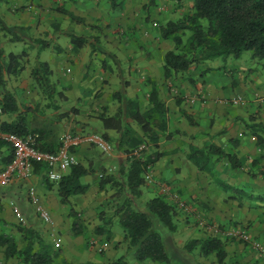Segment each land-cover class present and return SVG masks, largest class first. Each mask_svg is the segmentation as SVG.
Instances as JSON below:
<instances>
[{
	"label": "trees",
	"instance_id": "16d2710c",
	"mask_svg": "<svg viewBox=\"0 0 264 264\" xmlns=\"http://www.w3.org/2000/svg\"><path fill=\"white\" fill-rule=\"evenodd\" d=\"M175 1L177 5H181L184 0ZM109 2L112 8L118 5L117 0H109ZM156 3L157 0H148L149 5ZM192 3V10L189 13L160 25V38L171 40L174 43V48L164 53L163 77L165 81L172 82L179 75H186L192 68L209 61L216 59L227 61L230 57L239 58L244 51H250L252 58L260 60L264 69V0H192ZM56 9L60 14L68 16L72 22H85L83 17L65 7ZM0 32L4 36H9L12 43L29 42L33 47L41 49L48 47V42L29 38L21 27L9 25L1 13ZM63 32L70 38L73 52L79 53L85 45H90L93 52L100 50L105 56L102 69L108 65L107 59L120 67L117 55L103 49L100 38L97 36L78 34L71 30ZM28 55L26 49L5 54L4 48L0 46V116L5 114L14 116L11 122L0 119V130L20 136L38 134L39 149L54 152L60 144L57 136L49 130L50 128L32 126L26 115L20 113L14 94L6 86V76L19 74L26 67ZM208 71L209 69L205 70L203 75ZM30 76L44 99L48 101L47 106L57 111L60 108L57 104L59 99L62 104L67 103L69 98L65 94L66 90L58 89V81L52 80L54 70L48 61L38 60ZM189 81L194 84L193 79ZM126 84L127 82H124L123 89L113 93V99L120 103L116 112L111 115L103 112L98 116L105 130L115 132L114 136L107 132L102 133L101 136L113 144L115 151L126 155V165L120 164L117 174H113L100 165L101 159L93 158L95 161L92 160L87 165L79 163L70 167L69 172L57 182L60 202L71 207L69 212L73 218L72 234L80 236L87 233L81 214L71 206V198L83 195L89 190V184L83 182V178L89 176L93 178V182L98 184L99 190L105 192L103 208L111 210L108 212L109 221L97 226L94 233L105 235L107 239H110L113 235L114 224L123 230L122 240L119 243L126 245V253L108 264H131V261L138 264H192L193 252L197 249L205 257L215 255L218 264H231L232 262H228L230 257L227 248L228 241L239 242L240 240L229 236L222 238V236L208 235L201 239L188 241L182 250L184 255L192 257L190 262L186 258L182 260L177 255L178 249L173 242V234L179 231L178 217L184 214L187 217L192 213H184L170 195L160 190L159 184L163 183L170 186L174 192L170 184L157 182L155 179L152 184H149L146 180L149 167L153 169L163 156V152L159 150L157 131L165 132L167 129L165 103L159 95L157 85L153 84L149 94L152 106L142 112L136 99L126 97ZM188 120L191 125L197 123L193 122L189 116ZM248 120L250 123L247 126L251 134L255 136L257 146L264 149V124L256 123L255 116H250ZM231 141L238 145V141ZM142 144L147 146V150L139 156L134 155L133 152ZM91 148L95 147L78 148L74 151L77 155L79 151ZM13 158L12 147L0 140V172L12 162ZM225 159L229 160L232 169H245L252 177L264 179V165L260 163L264 160V155L248 163L247 158L228 153L223 147L213 142L202 147L191 146L188 154V160L200 172L206 173L211 179L224 185L225 183L216 177L215 168ZM35 165H42L47 170L42 163H34V167ZM153 185L158 186L159 191L153 198L147 199L143 189ZM234 193L229 196L231 199L237 198L238 192ZM183 200L188 207H194L185 199ZM255 201L264 203V195H255ZM99 215L106 214L102 211ZM201 221L198 220L199 223ZM206 221L212 224L209 220ZM237 227H245L249 230L248 226L241 223L240 225L234 223L230 229ZM220 229H225V226H220ZM19 230L24 233L23 248H19L14 237L4 233L0 234V249L3 248L6 259L16 258L21 261V264H67L63 260L58 261L55 254L52 255L46 251L44 241L38 231L22 227ZM256 240L262 243L261 240ZM248 246L251 245L248 244Z\"/></svg>",
	"mask_w": 264,
	"mask_h": 264
},
{
	"label": "crops",
	"instance_id": "0c3cea01",
	"mask_svg": "<svg viewBox=\"0 0 264 264\" xmlns=\"http://www.w3.org/2000/svg\"><path fill=\"white\" fill-rule=\"evenodd\" d=\"M11 1L14 4L16 2L23 3V0ZM86 1L87 5L81 4L78 11H74L73 8L71 11L78 16H86L87 19L92 20L93 10L96 6L94 1ZM9 7L10 5L3 7L4 12H1V15L5 17V11L7 13ZM165 45L161 41L160 43L159 41L147 43L145 40L142 43L133 41L129 44L130 55L134 56V60L131 61V79L126 80L127 86H129L126 97L136 99L142 112L152 106L149 101L150 81L157 83V86L159 81L164 83V53L170 49ZM145 51L149 52L148 56L144 53ZM44 55L46 56V53ZM45 56L42 58L43 61L50 63L54 70V77L59 79L60 85L69 87V90L65 91L69 100L63 106L65 108L67 105L73 107L75 105L73 99L82 97L79 86L84 67L77 66L73 69V77L64 78L58 73V65L50 62ZM240 57L227 59L231 72L229 74L224 72L223 76L211 74L210 69L213 70L218 66L215 61L206 64L205 70L209 69L210 71L205 73L206 76L203 75L205 70L198 76H193L190 70L186 74L187 76H182L181 96H173L172 91L158 86L159 95L167 110V129L165 132L157 131L159 150L163 152V156L154 165L152 173L155 181L170 184L174 192L198 209L194 214L186 217L189 221L193 217L195 221L200 217L202 221L206 219L220 226L241 223L248 226L252 235L264 244V203L255 201V195H264V179L252 177L245 169H232L229 160L225 159L215 168L216 177L221 182L223 181L224 185L211 179L206 173L200 172L188 160L191 146L202 147L211 142L223 147L228 153H235L240 158H247L248 163L264 155V149L257 146L256 138L247 126L250 123L248 120L250 116L256 117V123L264 124V85L260 78V71L255 68V65L253 64V67L246 65L247 62L238 60ZM235 59L236 61H234ZM232 68L237 70L234 71ZM119 69L121 78L124 79L122 76L124 69ZM108 70L111 73L115 67L109 66ZM56 71L57 73H55ZM232 72L237 73L238 76L231 78ZM190 79L194 80V84L189 81ZM236 96L242 99L240 104L232 103V98ZM114 101V106L117 109L120 103L116 99ZM77 108L78 106H76ZM56 112L59 113L60 109ZM71 113H66L65 117ZM75 114H77L76 120L79 121V124L74 128L84 126L86 128V125H89L87 123L93 121L101 124L99 119L92 116L91 118L84 117L83 110L77 109ZM188 116L197 123L191 125ZM0 119L11 122L14 118L10 117L9 120V116L5 114L1 115ZM100 127L102 133L107 132L111 136L115 135L114 131L105 130L102 125ZM231 140L238 141V145H235ZM108 156L109 158L101 159L100 165L105 167L108 172L117 174L120 164L126 165L127 157L119 151H114ZM77 158L83 165L91 163L92 160L95 161L89 156L88 150L79 151ZM260 163L264 165V160H261ZM69 170L70 168L63 169V175L67 174ZM83 182L88 183L90 188L85 194L72 197L71 206L81 214L87 224H104L105 221H109L110 215L100 216L97 210L103 204L105 192L99 190L98 184L93 182L92 177H84ZM57 184V182L48 180L47 170L44 166L35 165L33 176L29 180L20 181L8 187L0 186V234L4 233L14 237L19 248H23L25 245L24 233L19 228H32L39 232L46 251L49 254H55L58 261L63 260L67 264H108L113 259L125 255L126 245L119 244L122 234L118 229L110 239H107L105 235L95 234L91 229L85 235L74 236L72 234L73 218L69 212L71 207L60 202ZM29 185L36 187L41 202L51 213L53 219L51 225L43 224L30 205L28 200ZM158 188L156 185L144 187L147 199L157 195ZM234 192H238L237 198L231 199L229 196L234 195ZM15 209L20 213V217L16 215ZM178 218V234L183 236L187 233V238L182 239H188L191 233L196 237L201 235V232L194 228H186L185 223L188 220L183 221V215ZM38 222L40 228L36 225ZM113 222L116 223V220L113 219ZM91 242L100 246L103 253L105 252L104 255H101L97 247L91 245ZM239 244L232 245V256L236 255L237 260L247 261L248 264H264L253 250L251 255H247L248 249H246V253H242L241 247L243 248V246L241 243ZM228 250L230 253L231 250L229 248ZM0 264H21V261L16 258L6 259L4 250L1 248Z\"/></svg>",
	"mask_w": 264,
	"mask_h": 264
},
{
	"label": "rangeland",
	"instance_id": "374dc122",
	"mask_svg": "<svg viewBox=\"0 0 264 264\" xmlns=\"http://www.w3.org/2000/svg\"><path fill=\"white\" fill-rule=\"evenodd\" d=\"M88 1H94L95 3L96 8L93 10L94 17L91 20L87 19L86 16H83L85 22L76 23L72 22L68 16L60 14L56 11V8L65 7L70 11L71 8H73L74 11H78L81 4H88L86 0H23V3L16 2L15 4L11 0H0V13L4 12L2 9L3 7L10 5L7 13L5 11L6 18L4 17L9 25L21 27L24 34L29 38L42 39L48 42V47L43 49L40 47H33L29 42L12 43L9 40V36H4L3 33L0 32V46L4 48L5 54L10 51L21 52L23 49H26L29 54L26 67L20 71L19 74L6 76L7 89L14 94L18 102L20 113L26 115L28 120H30L31 125L37 128H50L49 130L53 131L59 141L65 133L80 132L102 134V128L100 127L101 124L99 125L97 121L87 123L89 125H86V128L85 126L74 128L79 124V121L76 120L77 114L72 110L76 109V106H78V110H83L84 117L91 118L92 116L96 119H98V116L103 112L108 115L114 114L117 109L114 106L115 101L112 95L114 92L122 90L124 87L123 83L129 81L132 75L130 69L131 61L134 60V56L130 55L129 44L133 41L137 43H142L144 40L147 43H155L156 41H159L160 43L161 41L166 44L165 47H168V49L170 48L169 50L173 49L174 43L171 40H163L160 38V25L165 24L170 20L181 18L192 10L193 5L192 0H184L181 5H177L175 0H157L155 5H149L148 0H117V7L112 8L109 0ZM64 30H71L75 33L88 36H97L100 38L103 49L115 53L117 57L120 58V67H117L112 61L107 59L108 65H105V68L102 69L101 66L103 60H105V56L100 50L93 52L90 45H85L79 53L73 52L70 38L64 34ZM143 44L145 45V43ZM44 53H46V56ZM144 53L148 56L149 52L145 51ZM43 56L49 59L50 62L58 65V73L64 78L73 77V69L77 66L84 67L82 80L79 86L80 96L82 97L79 99H73L75 105L73 107L67 105L66 108L63 106L65 103L62 104V101L59 99L57 101V104L60 107L59 113L53 110L52 107L47 106L48 101L44 99L43 94L38 90L30 76L32 68L38 60H43ZM230 58L232 59L235 57ZM238 60L247 62L246 65L251 67H253L254 64L255 68L260 71V78L264 85V69L260 60L252 58L250 51H244ZM214 61L217 62L218 66L213 70L210 69L212 75L223 76L224 72H228V74L231 72L227 61H222L220 59ZM234 61H236V59ZM211 62L213 61L192 68L191 73L193 76H198L206 69V64ZM112 65L115 67V70L110 73L108 68ZM119 68L124 69L122 76L125 80L121 79ZM68 69H71V71H68ZM233 70L236 71L237 69L235 68ZM55 73H57V71ZM237 76V73H231V78ZM181 79L182 76L179 75V77H176L172 82L164 80V83H162L159 81L158 86L161 88L165 87L170 92L172 91V94H174L173 96H181ZM205 79L207 80V78ZM52 80L58 81V89L61 90L64 88L63 90H69V87H63L60 85V81L57 77H53ZM150 84L151 89L153 84L157 85L154 81H150ZM128 87L129 86L126 84V95ZM68 112L72 113L65 117V114ZM8 116L9 120L10 117H14L10 115ZM88 154L92 158L102 160L104 158H109L107 154H103L96 148L89 149ZM196 209L197 208L193 207V209H191L189 207V211L183 210V212H191L193 214V212L198 210ZM102 211H104V214L111 212L109 208H103V206H101V208L97 210V213ZM199 214L201 215L200 212ZM183 217V221L188 220L186 214H184ZM198 220H201V218L199 217L195 221L193 217L191 221L188 220L187 223H185V226L188 229L194 228L195 230H198L201 232V235L196 237L195 234L191 233L188 239H182L187 236V233L183 236L178 234L179 231L173 234V242L178 249L176 253L182 260L183 258H186L187 261L190 262L192 258L189 255H184L182 250L188 241L196 238L201 239L208 235L222 236V238H225L227 237V230L234 225V223H232L229 226H225V229L221 230L220 225L213 223L209 224L205 220V225H201ZM36 225L39 227L40 223L38 222ZM85 225L88 232L89 229L94 231L97 226H101L102 224L92 225L91 223L87 224L85 222ZM116 229L122 234V228L120 226H115V224L113 234H115ZM254 238L257 239L256 237ZM239 243L243 246V248L241 247V250L243 251L242 253H246L245 251L248 249L249 253H247V255L252 254L251 251L253 249L251 246H248V244L245 245V243L240 241H228L227 247L231 250L228 262H232L231 264H248L249 262L247 261L242 262L241 260H237L236 255L232 256V245H238ZM101 251V255H104L105 252L103 253V251ZM193 257L194 258L191 260L192 264H218L215 255L205 257L198 249L193 252ZM258 259L262 260L259 257ZM262 261L264 262V260ZM131 262L132 264H138L137 262Z\"/></svg>",
	"mask_w": 264,
	"mask_h": 264
},
{
	"label": "built area",
	"instance_id": "2783aa9c",
	"mask_svg": "<svg viewBox=\"0 0 264 264\" xmlns=\"http://www.w3.org/2000/svg\"><path fill=\"white\" fill-rule=\"evenodd\" d=\"M70 71V69H68ZM240 97L232 98V103L240 104ZM0 140L6 142L13 149L14 158L2 172H0V186H9L13 183L29 180L33 176L34 163H42L47 167V177L51 182L61 180L62 170L79 164V160L74 149L95 147L103 154L110 155L115 149L113 144L105 140L97 133H65L62 135L60 144L56 151L49 152L39 149L38 134L31 133L25 136H20L12 132H4L0 130ZM147 146L140 145L133 154L141 155ZM147 183L154 182L152 168L149 167V172L146 176ZM160 190L171 196L181 210L189 211V207L179 194L172 191L171 187L166 184H159ZM28 200L35 214L45 225H51L53 219L49 210L41 202V198L34 185L28 186ZM16 215L20 217V213L15 209ZM206 222L201 221V225ZM227 236L240 240L251 245L257 257L264 260V245L256 240L251 232L245 227H237L228 230ZM92 246L97 247L101 251V247L95 242H91Z\"/></svg>",
	"mask_w": 264,
	"mask_h": 264
}]
</instances>
